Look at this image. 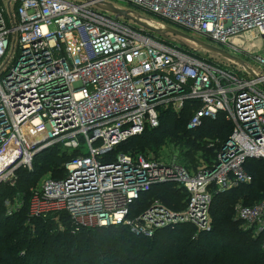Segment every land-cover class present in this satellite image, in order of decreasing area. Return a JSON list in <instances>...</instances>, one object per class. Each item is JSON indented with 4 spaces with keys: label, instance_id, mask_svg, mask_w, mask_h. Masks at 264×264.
<instances>
[{
    "label": "built area",
    "instance_id": "built-area-1",
    "mask_svg": "<svg viewBox=\"0 0 264 264\" xmlns=\"http://www.w3.org/2000/svg\"><path fill=\"white\" fill-rule=\"evenodd\" d=\"M114 1L154 15L140 14L155 27L202 34L244 65L214 63L200 47L96 6ZM261 51L264 0H0V184L14 186L19 168L57 147L68 156L64 174L34 189L32 215L64 212L77 227L125 226L144 237L179 223L209 231L213 193L251 183L246 161H264ZM186 104L188 129L219 112L232 125L209 164L116 150ZM164 183L186 191L185 208L153 200L133 216L143 194ZM5 204L7 215L20 208ZM235 216L264 247V198L238 203Z\"/></svg>",
    "mask_w": 264,
    "mask_h": 264
},
{
    "label": "trees",
    "instance_id": "trees-1",
    "mask_svg": "<svg viewBox=\"0 0 264 264\" xmlns=\"http://www.w3.org/2000/svg\"><path fill=\"white\" fill-rule=\"evenodd\" d=\"M190 108L186 104L178 114L163 112L157 127L121 142L116 150L132 154L151 147L157 150L169 140L188 149L184 153L188 161L195 162L194 151L199 148L210 162L214 150L230 135L232 125L219 112L214 119L205 118L200 126L188 129ZM204 137L212 139L202 146L199 140ZM67 160L68 156L52 147L34 157L30 170H17L14 186L0 184V264H264L262 242L244 229L233 211L239 199L244 205H252L264 198L262 159L245 163L251 183L213 193L209 231L197 232L192 224L179 223L158 229L151 237L118 225L77 227L64 212L30 215L38 180L46 173L61 178ZM186 196V191L176 189L174 183L156 184L143 194L138 208L142 210L159 199L167 208L178 210ZM7 200L20 204L11 215L6 214Z\"/></svg>",
    "mask_w": 264,
    "mask_h": 264
},
{
    "label": "rangeland",
    "instance_id": "rangeland-1",
    "mask_svg": "<svg viewBox=\"0 0 264 264\" xmlns=\"http://www.w3.org/2000/svg\"><path fill=\"white\" fill-rule=\"evenodd\" d=\"M73 1H83V0H73ZM115 6L119 7V8H122V9H135L137 10L138 12V9L134 8L133 6H129V4L125 3V2H120V1H114L113 2ZM140 11V10H139ZM106 14L108 15H112V13L110 12H107ZM140 14L143 15V16H147L149 18H152V19H156V17L154 15H151V14H148L146 12H143V11H140ZM121 20H125L126 22H132V21H129L127 19H124L123 17H119ZM133 23V22H132ZM175 27H178L176 25H173ZM180 29V27H178ZM182 31L186 32L187 34L189 35H192V36H197V37H200L202 38L203 40H206V37L202 34H199V33H196V32H193V31H190V30H186V29H183L181 28ZM153 33V32H152ZM156 34V33H154ZM209 43H212V41H208ZM178 43V42H176ZM186 43L190 46H192L193 48H197L198 46L190 41H186ZM198 53H201V54H205L206 56L209 57V59L214 62V63H219V64H226L228 63L227 60H225V58H223L222 56L216 54V53H213V52H210V51H207L205 49H198ZM260 55H264V51H261L260 52ZM230 64V63H229ZM236 67H239L238 65H234ZM262 88L264 89V85H262ZM208 139H212L210 137H204L202 139H200V144L203 146L205 144V142L208 143ZM98 143L94 144V146H96ZM83 145V144H82ZM84 147V151L86 152V146L83 145ZM188 149L183 146V145H180V144H175L174 142H170L169 140H166L157 150H154L152 147L151 148H145L143 149L142 151H137L135 152L134 154H144L146 156H152V157H155V158H159V159H170V158H175L177 160H179L180 162H182V160L184 161L185 160V156H184V153L187 151ZM131 153V152H130ZM202 153H204L202 150H200L199 148L196 149L194 151V159H195V162L199 163V164H203V165H207L209 163V161L207 159H204L202 157ZM47 177H51V174L50 173H46L44 174L39 180L38 182L36 183V186L35 187H38L39 185H41V183L43 182V180ZM174 187L176 189H182V187H180L179 185L177 184H174ZM154 200H157L159 201V199H154ZM244 201L242 199H239L238 202L235 203V205L233 206V211H234V218L236 217L235 216V206L238 204V203H243ZM183 203L185 205V200L181 201L180 204H182L181 206H178L179 209L178 210H175L171 207H168L170 210L172 211H175V212H180L182 211L184 208H183ZM179 204V205H180ZM149 205V203H148ZM165 205V204H163ZM147 206H145L144 209L141 210V207L140 208H136L134 213H133V216H136L138 215V213H141L142 211H144L146 209ZM172 207H175V206H172ZM30 215L31 214V210H30ZM36 216V215H35ZM236 219V218H235ZM63 229V228H62ZM252 235V234H251Z\"/></svg>",
    "mask_w": 264,
    "mask_h": 264
},
{
    "label": "water",
    "instance_id": "water-1",
    "mask_svg": "<svg viewBox=\"0 0 264 264\" xmlns=\"http://www.w3.org/2000/svg\"><path fill=\"white\" fill-rule=\"evenodd\" d=\"M96 6H98L99 8H101L104 11H107V12L114 14L116 17H123L124 19L132 21L135 24H137V25H139V26H141V27L153 32V33H156L162 37L175 38V40L181 46L186 45V41H190L202 49L216 53V54L222 56L223 58L234 61L240 65H244V62L242 59H240L239 57H237L235 55L230 54L229 52L225 51L224 49H222L216 45H213L211 43H207L206 41H204L198 37L189 35V34L185 33L184 31L179 30V29L174 28V27H166V28L155 27V26L147 23L146 21L141 20V15L137 12L130 10V9L119 8L110 2H108V3L96 2ZM8 7H9V3H8Z\"/></svg>",
    "mask_w": 264,
    "mask_h": 264
}]
</instances>
